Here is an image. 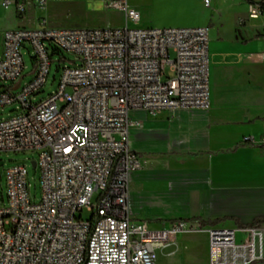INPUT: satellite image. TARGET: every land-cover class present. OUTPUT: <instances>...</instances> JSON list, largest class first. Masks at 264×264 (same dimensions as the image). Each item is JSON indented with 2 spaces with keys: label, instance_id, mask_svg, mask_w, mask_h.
Segmentation results:
<instances>
[{
  "label": "built area",
  "instance_id": "obj_1",
  "mask_svg": "<svg viewBox=\"0 0 264 264\" xmlns=\"http://www.w3.org/2000/svg\"><path fill=\"white\" fill-rule=\"evenodd\" d=\"M53 1L71 0H0V9L13 8L24 18L30 7ZM105 5L125 13V26L53 27L40 17L39 27L2 33L0 80L6 84L0 108L18 103L22 111L0 118V152L39 151L42 195L39 202L30 198L27 165L7 169L0 264H157L159 248L180 233L199 231L209 237L208 264H264V225L207 227L181 219L152 228L133 219L129 181L141 159L129 137L130 128L141 123L130 111L155 115L211 106L210 28L132 27L130 22L137 25L142 16L129 0ZM262 14L260 3L249 6L251 18ZM28 44L37 71L16 92ZM63 50L79 62L62 66L58 90L34 103L31 96L50 73L51 51ZM259 57L264 61V52ZM244 141L256 140L246 136ZM260 144L264 147V132ZM84 209L91 212L88 219ZM239 233L245 237L239 239Z\"/></svg>",
  "mask_w": 264,
  "mask_h": 264
},
{
  "label": "crops",
  "instance_id": "obj_2",
  "mask_svg": "<svg viewBox=\"0 0 264 264\" xmlns=\"http://www.w3.org/2000/svg\"><path fill=\"white\" fill-rule=\"evenodd\" d=\"M217 1L214 6L203 2L209 7L204 24L192 25L214 29L211 106L155 115L130 111L132 120L141 123L130 128L129 137L141 159L129 181L131 215L152 228L181 219L221 220L205 226L239 227L264 216V61L259 57L264 14L251 18L249 5L237 3L240 9L230 24ZM2 12L12 27L25 26L28 14L18 18L15 11ZM235 27L247 33L237 34ZM2 50L1 34L0 56ZM246 136L256 141L245 142Z\"/></svg>",
  "mask_w": 264,
  "mask_h": 264
},
{
  "label": "rangeland",
  "instance_id": "obj_3",
  "mask_svg": "<svg viewBox=\"0 0 264 264\" xmlns=\"http://www.w3.org/2000/svg\"><path fill=\"white\" fill-rule=\"evenodd\" d=\"M238 1V2H237ZM106 0H71L49 3L45 8L30 7L28 16L24 20L25 26L39 27L38 19L45 18L46 25L53 27H123L126 24L125 13L116 8H108ZM131 6H135L141 13V21L136 25L130 22V26L139 27H189L192 25L204 24V20L209 12L203 4V0H129ZM213 6L217 0H211ZM264 0H221L222 12L225 20L231 24L233 17L239 12L237 3H263ZM211 3V5H212ZM210 5V6H211ZM0 10V35L6 29H13L12 20L4 19L5 12ZM10 11H14L13 8ZM7 13V12H6ZM263 15V14H262ZM244 19H241L243 22ZM185 25V26H184ZM23 26V25H21ZM237 34L247 32L240 27L233 29ZM211 50L214 39V29L209 30ZM211 52V51H210ZM25 69L23 77L14 87V91H19L23 85L31 81L37 71L33 48L28 44L22 49ZM52 64L50 73L45 85L39 92L31 96L34 103L47 98L55 93L59 88L61 79L60 68L64 65L73 66L79 62L77 56L68 51H51ZM212 63V61H211ZM168 72V67H167ZM6 83L0 80V89ZM69 91V89H68ZM22 109L18 103L9 104L0 108V118H9ZM39 151H2L0 152V204L7 202L6 198V171L12 166L25 164L28 168L29 192L32 201L39 202L42 195L40 186V170L34 167L33 160H37ZM84 219L91 216V212L84 209L82 212ZM80 213L78 212V216ZM188 220V219H185ZM224 226V225H219ZM245 237L244 233H239L238 238ZM157 264H208L209 262V237L204 231L185 232L176 236L175 241L157 250Z\"/></svg>",
  "mask_w": 264,
  "mask_h": 264
},
{
  "label": "trees",
  "instance_id": "obj_4",
  "mask_svg": "<svg viewBox=\"0 0 264 264\" xmlns=\"http://www.w3.org/2000/svg\"><path fill=\"white\" fill-rule=\"evenodd\" d=\"M261 5H262L263 14H264V2L261 3ZM199 222H200L201 226H205V225H208V224H211V225L217 224V223L221 222V220H213V221L199 220ZM263 222H264V216L258 217L253 222H251V223H249L247 225H242V226H256V225H259V224H261Z\"/></svg>",
  "mask_w": 264,
  "mask_h": 264
},
{
  "label": "water",
  "instance_id": "obj_5",
  "mask_svg": "<svg viewBox=\"0 0 264 264\" xmlns=\"http://www.w3.org/2000/svg\"><path fill=\"white\" fill-rule=\"evenodd\" d=\"M2 164H3V161H0V165H2ZM32 164H33L34 167H37V162H36V160H33V161H32Z\"/></svg>",
  "mask_w": 264,
  "mask_h": 264
},
{
  "label": "bare ground",
  "instance_id": "obj_6",
  "mask_svg": "<svg viewBox=\"0 0 264 264\" xmlns=\"http://www.w3.org/2000/svg\"><path fill=\"white\" fill-rule=\"evenodd\" d=\"M257 17H259V16H257ZM257 17H255V18H257Z\"/></svg>",
  "mask_w": 264,
  "mask_h": 264
}]
</instances>
